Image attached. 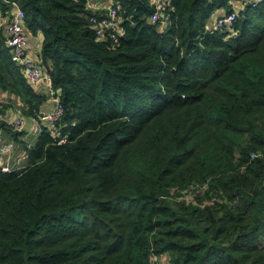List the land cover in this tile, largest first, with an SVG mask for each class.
Wrapping results in <instances>:
<instances>
[{"label": "trees", "instance_id": "16d2710c", "mask_svg": "<svg viewBox=\"0 0 264 264\" xmlns=\"http://www.w3.org/2000/svg\"><path fill=\"white\" fill-rule=\"evenodd\" d=\"M113 2L114 46L84 0H0L64 109L0 170V264H264V0L219 29L239 0H167L165 25ZM18 68L0 28V88L33 117L46 95Z\"/></svg>", "mask_w": 264, "mask_h": 264}, {"label": "built area", "instance_id": "2783aa9c", "mask_svg": "<svg viewBox=\"0 0 264 264\" xmlns=\"http://www.w3.org/2000/svg\"><path fill=\"white\" fill-rule=\"evenodd\" d=\"M152 1L153 13L150 16V21L160 22L165 25L167 15L164 11V5H166L167 0ZM259 1L260 0H239L244 6L249 5L251 7H255ZM84 2L89 10L88 20L92 23L95 36L99 40L107 41L114 46L118 42L122 33L118 17V8L115 5V2L112 1L110 3L100 4L92 3L90 0H84ZM238 9L239 7L235 6V8L229 13L222 12L219 15H216L211 22L210 27L213 29L229 27L236 19ZM3 43L8 49H10L12 61L20 68L22 75L28 83L35 85L43 81L47 82V70L39 61V51L36 53L29 49V34L25 27V12L16 3H11L8 15L5 19ZM63 113V106L56 98V101L50 110H39L32 118L35 126L38 127L40 131L44 126L50 129L52 131L51 133L54 135L55 124ZM22 125L23 116L18 112V116L15 118L11 126L16 130H20ZM27 146L30 145L27 144ZM14 147V142L11 140H5L3 132L0 130V158L8 159L12 154ZM261 156L260 152H252L250 154V160H254ZM181 196L180 199H182ZM189 199H191V197H189ZM213 202V198L208 201L209 204H212ZM154 261L156 264H168L167 257L161 260L154 258Z\"/></svg>", "mask_w": 264, "mask_h": 264}, {"label": "crops", "instance_id": "0c3cea01", "mask_svg": "<svg viewBox=\"0 0 264 264\" xmlns=\"http://www.w3.org/2000/svg\"><path fill=\"white\" fill-rule=\"evenodd\" d=\"M91 1H94L96 3H110L113 0ZM237 6L239 8L244 7L241 2H238ZM7 15L8 10L2 9L0 7V28L2 30V37ZM39 45L40 44L37 37L29 36V49L32 52L37 53L40 49ZM14 66L18 68L15 63ZM19 73L24 78L20 70ZM24 81L36 93L46 95V100L42 103L41 110H50L56 101V97H54L53 93L50 91L48 83L46 81H43L33 85L28 83L25 78ZM9 83H11V81L8 80V87L6 88V90L0 88V130L3 132L4 139L13 141L15 147L8 159L0 158V170H13L23 166L25 157L23 144L25 143L26 145H32L40 133V130L34 124L33 118L25 113L26 107L22 102L21 96L9 87ZM18 112H20L23 116V125L20 130H16L11 126L15 118L18 116ZM1 123L3 124V126H1ZM163 258L165 257L159 256L157 259L161 260Z\"/></svg>", "mask_w": 264, "mask_h": 264}, {"label": "rangeland", "instance_id": "374dc122", "mask_svg": "<svg viewBox=\"0 0 264 264\" xmlns=\"http://www.w3.org/2000/svg\"><path fill=\"white\" fill-rule=\"evenodd\" d=\"M91 1V0H90ZM92 3H96L94 1H91ZM96 4H100V3H96ZM189 197H191V192H185L182 194L181 198L182 199H189Z\"/></svg>", "mask_w": 264, "mask_h": 264}]
</instances>
